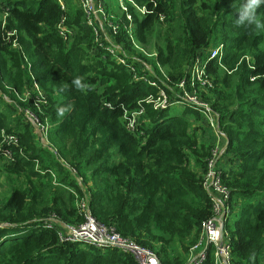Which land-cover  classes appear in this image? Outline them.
Listing matches in <instances>:
<instances>
[{"label":"trees","instance_id":"1","mask_svg":"<svg viewBox=\"0 0 264 264\" xmlns=\"http://www.w3.org/2000/svg\"><path fill=\"white\" fill-rule=\"evenodd\" d=\"M135 1L148 6V0ZM75 2L77 9L67 6L65 24L73 37L66 43L57 32L63 14L57 0L0 1V14L3 6L9 8L4 28L0 21V95L5 99H0V143L4 131L16 136L19 144L4 171L26 179L0 204V264H137L118 250L62 244L55 231L39 226L51 213L64 224L79 223L75 203L86 191L38 146L33 127L11 105L31 82L46 95V102L22 105L51 126L49 141L83 179L93 217L155 251L160 264H185L188 247L212 213L202 186L212 145L197 138L200 129L195 123L201 115L189 108L182 115H169L168 108L154 110L145 104L137 131L130 133L124 127V110H134L157 89L144 80L135 81L106 51L96 48L93 32L84 26ZM244 3L157 0L156 12L163 14V21L133 14L139 43L156 59L132 54L146 60L153 71L149 75L138 70L139 76L168 91L185 76L195 57H205L212 42L223 46L222 65L231 73L217 61L209 62L206 72L214 87L203 99L218 115L219 128L227 138L223 183L239 205V217L226 226L233 260L260 264L264 255V28L235 23ZM256 20L264 25V5L256 10ZM11 30L17 33L21 51L3 42ZM77 77L87 86L84 90L72 86ZM251 77L257 78L251 81ZM59 108L64 109L63 116L58 115ZM188 114L191 120L186 119ZM37 163L39 171L53 170L60 186L51 184L49 174L36 171ZM206 264H212L211 256Z\"/></svg>","mask_w":264,"mask_h":264},{"label":"built area","instance_id":"2","mask_svg":"<svg viewBox=\"0 0 264 264\" xmlns=\"http://www.w3.org/2000/svg\"><path fill=\"white\" fill-rule=\"evenodd\" d=\"M57 2L63 13L57 24V32L60 38L68 43L72 40L73 30L65 24L67 5L65 0H57ZM77 2L82 11L84 26L93 32L96 48L106 51L111 60L132 74L135 81L144 80L157 89L156 95H149L141 100L134 110H124L122 116L124 127L130 133L134 134L137 131L141 117L145 115V104L154 110H166L170 106L182 104L186 108L199 112L206 122L207 129L214 131L217 138H225L219 128L218 115L210 104L203 99L204 93L211 91L214 87L213 79L206 72L209 62L215 60L224 71L231 73L222 65L224 58L222 45L212 47L205 54V57H195L188 69L185 70V76L169 87L167 91L145 75L139 76L138 70L145 71L149 75H152L153 71L150 65H143L141 60L132 54L135 52L145 58L156 59L155 53L148 52L139 43L133 14H138L140 19L154 16L158 21H163V14L156 12L157 0H148V6L140 5L135 0H117L118 11L116 13L107 10V0H77ZM8 15L9 8L3 6L0 14L2 28L6 24ZM3 42L13 49L21 51L15 30L6 31ZM245 62L247 65L250 63L248 58H245ZM157 67L165 80L169 82L161 67L159 65ZM256 78L251 77L250 80L253 81ZM33 86L39 97V103L37 104L45 103L46 95L38 89L35 83H33ZM106 107L110 108L111 106L107 104ZM25 112L29 116L30 125L35 130V134L39 135V140L45 149L64 166L76 185L82 186L86 191L85 197L75 203L77 214L81 218L79 223L64 224L56 214L51 213L40 220L39 226L44 225L49 231L54 229L53 231L58 232V240L62 244L65 242L87 244L101 250L115 248L119 252L131 255L137 264H160L155 251L138 245L131 237L121 236L113 226L101 224L93 217L89 207V193L84 186L83 179L74 168L62 159L57 149L50 143L47 136L48 123H41L38 117L29 110L25 109ZM18 146L16 136L2 131L0 164L5 166L13 162V150ZM212 146L210 156L206 159V171L202 174V185L209 196L212 213L208 219L202 221L196 241L189 247L187 246V261L185 264H206V259L208 260L210 256L212 257V264H237L231 254L230 235L226 228L233 212L232 197L229 189L223 183V169L220 167V161L225 155L227 145L222 146L219 142H216ZM35 170L42 175L49 174L51 184L60 186L58 177L53 170L39 171L38 163ZM262 262L264 264V255Z\"/></svg>","mask_w":264,"mask_h":264},{"label":"rangeland","instance_id":"3","mask_svg":"<svg viewBox=\"0 0 264 264\" xmlns=\"http://www.w3.org/2000/svg\"><path fill=\"white\" fill-rule=\"evenodd\" d=\"M112 1L117 2V0H112ZM65 2H66V5L69 7L70 10L71 9H77V4H76L75 0H65ZM117 7H118V5H117ZM107 8L112 13L117 12L116 8L114 10L112 8H109L108 6H107ZM212 47H215V46H213V42L210 44L208 50H210ZM146 59L151 60V58H146ZM140 60H141V63L143 65L144 64L150 65L149 63H147L146 60H143V59H140ZM0 99L5 100L3 95H0ZM10 102H11V105L19 112L21 119L24 122L30 123L29 116L25 112L26 107H23L22 104L29 105V104L39 103V97H38V94H37L35 87L33 86L32 82L27 83L25 90H24V94L22 96H16V99L11 100ZM185 110H186V106H184L182 104H176V105L170 106L168 108L167 112L169 115H182V113ZM191 118L192 117L190 116V114L186 115V119L191 120ZM204 122H205V120H204L203 116L201 115V120L197 121L195 123L196 127L198 129H200V131L202 133L204 132V129L209 130L206 127V122L205 123ZM48 126H49V129H48L47 136L49 137L50 130L52 128L49 124H48ZM35 139H36V142H37L39 147L45 148L39 140V135H35ZM202 139H198V140L202 141ZM192 165L195 166L194 163L192 161H190V166H192ZM220 167H221V164H220ZM4 169H5L4 164H0V204L1 205L3 203H5V201L7 200L9 194L11 193V191L13 189H20L26 184V179L23 176L17 177L16 175H10V174L6 173L4 171ZM232 207H233V212H232V215L230 217V222L232 221V223H233L239 217V215H238L239 205H238V202L233 201V199H232ZM186 246H188V244H186ZM181 255H184V254L182 253Z\"/></svg>","mask_w":264,"mask_h":264},{"label":"clouds","instance_id":"4","mask_svg":"<svg viewBox=\"0 0 264 264\" xmlns=\"http://www.w3.org/2000/svg\"><path fill=\"white\" fill-rule=\"evenodd\" d=\"M264 5V0H245L242 5L238 19L235 23L238 26L249 27L255 25L256 27L264 28V25L258 24L256 20V10ZM72 86L78 90H84L87 86L81 82V78L77 77L72 81ZM58 115H64V109H58Z\"/></svg>","mask_w":264,"mask_h":264},{"label":"crops","instance_id":"5","mask_svg":"<svg viewBox=\"0 0 264 264\" xmlns=\"http://www.w3.org/2000/svg\"><path fill=\"white\" fill-rule=\"evenodd\" d=\"M107 6L109 8H112L113 10L116 8V10L118 11V7H117V2L116 1L113 2L112 0H107ZM107 10H108V8H107ZM191 122H193V121H191ZM197 138L198 139H202L203 138L201 142H203L206 145H213L216 142H219L220 145H222V146L227 145V138L226 137L225 138H223V137L217 138V135L215 134V132L210 130V129L209 130L204 129L203 133L199 130L198 133H197ZM227 159H228V157L226 155H224L223 158L220 161V164L221 165H225L226 162H227ZM191 168L193 170H196L198 173L200 171V169L197 168L196 166L192 165Z\"/></svg>","mask_w":264,"mask_h":264},{"label":"bare ground","instance_id":"6","mask_svg":"<svg viewBox=\"0 0 264 264\" xmlns=\"http://www.w3.org/2000/svg\"><path fill=\"white\" fill-rule=\"evenodd\" d=\"M211 149H212V147H211ZM202 183H203V182H202ZM202 186H203V185H202ZM41 229H42V230H45V231L48 230L47 227H45L44 225L41 226ZM53 230H54V229H51V231H53ZM57 234H58V232H57ZM77 244H80V243H77ZM86 245H87V244H86ZM94 248H95V247H94ZM230 248H231V246H230ZM96 249H97V248H96ZM110 249H111V250H116L115 248H109L108 250H110ZM99 250H101V249H99ZM121 253H122V254H125V253H123V252H121ZM205 259H206V258H205ZM206 262H207V259H206ZM206 262H205V263H206ZM159 263H160V262H159ZM260 264H262V263H260Z\"/></svg>","mask_w":264,"mask_h":264}]
</instances>
